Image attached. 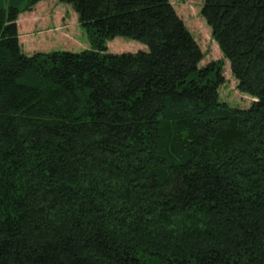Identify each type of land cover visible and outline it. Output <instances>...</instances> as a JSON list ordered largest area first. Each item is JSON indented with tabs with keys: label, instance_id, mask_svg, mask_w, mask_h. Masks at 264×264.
<instances>
[{
	"label": "trees",
	"instance_id": "16d2710c",
	"mask_svg": "<svg viewBox=\"0 0 264 264\" xmlns=\"http://www.w3.org/2000/svg\"><path fill=\"white\" fill-rule=\"evenodd\" d=\"M58 1L89 50L26 54L0 0V264H264V0H204L206 66L170 0Z\"/></svg>",
	"mask_w": 264,
	"mask_h": 264
},
{
	"label": "rangeland",
	"instance_id": "374dc122",
	"mask_svg": "<svg viewBox=\"0 0 264 264\" xmlns=\"http://www.w3.org/2000/svg\"><path fill=\"white\" fill-rule=\"evenodd\" d=\"M22 9L17 26L22 43L42 42L39 49L27 51L34 52L64 51L81 53L91 48L88 33L79 23L78 15L72 5L60 3L58 0H38L30 5V1L20 0ZM179 17L193 35L204 54L201 66L224 59L219 44L213 38L212 29L202 16L204 0H170ZM8 4H5L7 7ZM24 39H27L25 42ZM109 52L115 54L136 53L140 50L148 51L147 46L141 42L122 37L108 42ZM30 53V54H29ZM225 85L220 89L221 101L232 108L247 109L254 99L241 93L237 89V81L232 75L230 64L224 61Z\"/></svg>",
	"mask_w": 264,
	"mask_h": 264
},
{
	"label": "crops",
	"instance_id": "0c3cea01",
	"mask_svg": "<svg viewBox=\"0 0 264 264\" xmlns=\"http://www.w3.org/2000/svg\"><path fill=\"white\" fill-rule=\"evenodd\" d=\"M24 40H25V42L27 41V39H24ZM20 42L22 44V47H23L24 51H25V49H27V51H34L36 49H39L37 46H39V45H41V44L44 43V41H42V42H34V43H31V44H30V42H28V43L26 42V44L24 45L22 43V37H21V35H20Z\"/></svg>",
	"mask_w": 264,
	"mask_h": 264
}]
</instances>
